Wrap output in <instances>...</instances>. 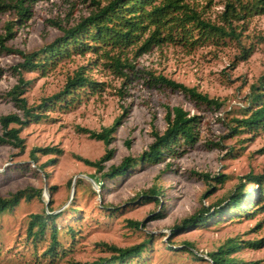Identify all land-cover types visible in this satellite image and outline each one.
<instances>
[{"label":"rangeland","instance_id":"374dc122","mask_svg":"<svg viewBox=\"0 0 264 264\" xmlns=\"http://www.w3.org/2000/svg\"><path fill=\"white\" fill-rule=\"evenodd\" d=\"M223 2L195 0L194 6L203 17L217 20ZM93 8L91 0H40L27 21H16L15 35L6 45L26 52L39 50L62 35L50 20L71 26ZM16 17L13 12L0 13V34L5 23ZM238 25V41L226 39L196 48L164 43L137 57L128 49L125 57L140 71L123 68L127 76L115 72L109 59L92 51L72 52L42 71L17 68L20 55L0 49V116L21 114L7 95L20 76L26 82L22 96L33 106L61 91L79 69L100 84L96 91L78 89L72 100L42 108L39 120L21 128L23 147L0 143V196L6 198L18 190L31 194L0 213V264L89 262L112 254L102 242L128 247L149 236L140 256L112 264H211L207 253L229 240H241L240 248L231 254L236 260L264 264V202L256 204L251 184L242 208L221 203L223 210L205 222L172 230L203 206L226 198L246 173L264 172V132L231 134L229 130L232 117L241 116L239 107L246 105L250 85L264 73V13ZM243 48H252L247 58L241 57ZM118 52L111 54H121ZM148 70L195 87L224 104L217 110L180 90L150 87L140 75ZM167 106H181L198 115L193 145L177 146L174 154L159 162H139L114 179L100 178L93 166L79 159H98L106 149L102 140L90 137L82 128L99 131L119 116L121 124L108 146L113 156L105 162V170L119 165L126 156L138 157L154 141L152 131L165 130ZM3 132L0 123V135ZM46 146L62 152L36 151L32 156V149ZM217 174L226 175L225 180L214 181L211 177ZM154 185L160 190L157 198L144 196L150 195L146 191ZM48 207L62 212L55 220L57 244L53 250L50 224L42 235L33 237L27 232L30 215ZM210 211L213 213V207ZM256 239L261 240L259 246H248V241ZM185 241L193 243L196 255L183 249Z\"/></svg>","mask_w":264,"mask_h":264},{"label":"trees","instance_id":"16d2710c","mask_svg":"<svg viewBox=\"0 0 264 264\" xmlns=\"http://www.w3.org/2000/svg\"><path fill=\"white\" fill-rule=\"evenodd\" d=\"M38 1L40 0H0V13L13 12L17 16L15 20H9L5 23L4 33L0 34V49L16 52L22 58L17 68L45 71L55 60L57 62L59 58L68 56L72 52L83 54L86 51H92L97 56H104L109 59V66H112L115 72L121 76H127L123 68L133 70V72L140 71L125 57L128 49L133 51L134 57H137L147 53L154 46H161L164 43L196 48L209 43L218 45L225 42L226 39L238 41L241 36V31L238 29L239 22L254 14L264 13V0H224L223 9L217 20L203 17L201 11L194 6L195 0H108L104 4L100 0H91V4L94 5L93 10L88 16L81 18L71 26L64 27L59 22L50 20L62 32V35L51 43L36 51L26 52L11 49L6 45V42L15 35L16 21L19 23L27 21L33 14L34 4ZM262 39L264 40V38ZM115 50L121 54H111ZM251 51L252 48H243L241 57L247 58ZM120 55H123L124 58L122 59ZM140 75L150 87L161 86L180 90L192 100L217 110L221 109L224 104L223 101L209 97L195 87H189L162 74H155L148 70L143 71ZM25 85L26 82L20 76L18 83L7 92L21 114L10 113L0 116V123L4 128L3 134L0 135V143L23 147L24 139L20 136L21 128L31 121L39 120L42 116V108L56 102H68V98L72 100L78 89H89L93 92L98 90L100 86L97 81L79 69L72 78L67 80L61 91L44 98L41 103L33 106L28 105L26 98L22 96ZM239 110L241 116H233L231 123H229L231 134L248 132L255 135L259 130L264 132V73L257 82L250 85L247 103L244 107H239ZM121 118L122 116L117 117L111 125L105 126L99 131L82 128L90 137L102 140L106 146L104 154L98 159L90 160L79 157L85 164L93 166L95 171L100 173V178L114 179L123 176L139 162H159L167 154H174L177 146L193 145L197 139V127L200 122L198 115L190 114L181 106H167L165 114L167 126L162 133L156 130L152 131L154 141L148 149L138 157L126 156L119 165H111L105 170V162L113 156V150L108 146L114 138V132L121 124ZM10 124L17 126L9 127ZM36 151L54 154L62 152L61 149L53 146L35 147L31 150L32 156ZM201 175L203 178H209L207 173ZM211 178L216 182H223L226 175L217 174ZM100 180L98 182L101 186ZM241 180L226 198L221 199L216 204L203 206L196 213L175 224L172 230L181 231L188 226L205 222L210 215L218 214L223 210L221 203H226L225 206L231 208H242L243 201L250 192L248 184H251L249 187L256 192L258 202L256 204L264 202V172L254 173L250 171L241 177ZM146 192L150 195L145 194L144 196L157 198L160 190L154 185ZM37 194L40 195V191ZM30 197L31 194L27 193V190H18L6 198L0 196V213L12 209L21 198L29 199ZM211 206L213 213L210 211ZM53 210V208L48 207L41 213L31 214L27 226V232L34 237L45 233L47 225L50 224L49 226L53 230L51 232V250L57 244L55 220L62 213L61 211L53 212ZM134 224L139 226L140 222L135 221ZM150 240L151 236L128 247H118L102 242L103 247L112 252L109 257L74 264L125 262L140 256ZM240 242L241 240H229L216 250L208 252L207 256L211 264H260L258 261L236 260L231 256L240 248ZM260 243L261 240L256 239L248 241L247 244L251 247H257ZM183 247V249L188 248L191 253L196 255L192 251L195 247L192 242L185 241Z\"/></svg>","mask_w":264,"mask_h":264}]
</instances>
